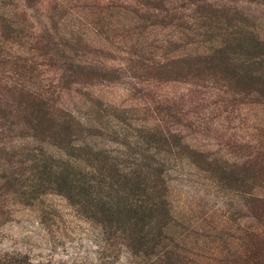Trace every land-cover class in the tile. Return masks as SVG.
I'll use <instances>...</instances> for the list:
<instances>
[{"label":"rangeland","instance_id":"1","mask_svg":"<svg viewBox=\"0 0 264 264\" xmlns=\"http://www.w3.org/2000/svg\"><path fill=\"white\" fill-rule=\"evenodd\" d=\"M34 67L65 77L35 116L0 85V252L264 264V0H0V69Z\"/></svg>","mask_w":264,"mask_h":264},{"label":"trees","instance_id":"2","mask_svg":"<svg viewBox=\"0 0 264 264\" xmlns=\"http://www.w3.org/2000/svg\"><path fill=\"white\" fill-rule=\"evenodd\" d=\"M178 9V8H177ZM156 10H153V12ZM205 16H198L194 18V22H196V26L199 27L200 24H204L205 21ZM205 25V24H204ZM145 28H147L145 26ZM211 30V28H210ZM202 35V34H200ZM150 45H145L140 48V51H145ZM218 47H216L217 49ZM43 49V48H42ZM212 49V48H211ZM47 53L45 52L44 55ZM43 55V54H42ZM246 61L251 62L253 61L252 57H246ZM33 60V59H32ZM39 58H35L33 62H38ZM38 70L37 67L32 68L30 71L27 69L25 71H16L14 72H9L8 70H5V68L0 69V85L3 86H8L10 89H8L9 93L14 94L16 93L17 95V107L18 109H23L27 110L29 109L30 113L32 116H35V114L42 113L44 109H48L49 105L51 104V99L50 95H52V92L54 93L55 91L61 90L60 83L61 79H64L65 76L60 77V81L58 85L53 86L55 83H44L41 82L39 86H37V89H32V85L35 87V83L31 80L29 81L32 85L26 84V82H22L21 78L19 76L23 77L26 76L27 73H31V79L38 78L39 75H35V71ZM18 75V77L16 76ZM5 80V82H3ZM9 80H12L13 83H9ZM5 84V85H4ZM4 98H1L0 95V117H6L7 113V105H3L4 103ZM26 102V103H25ZM38 116V115H36ZM165 161V160H164ZM4 179V178H3ZM35 185H31L30 188L34 187ZM33 191V189H30ZM138 255V254H137ZM0 264H34L30 256L24 255L19 252H0Z\"/></svg>","mask_w":264,"mask_h":264}]
</instances>
